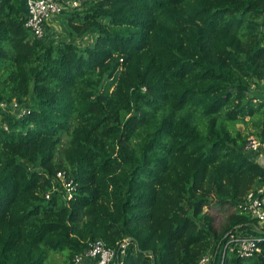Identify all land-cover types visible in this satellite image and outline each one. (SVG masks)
I'll list each match as a JSON object with an SVG mask.
<instances>
[{"label": "trees", "instance_id": "1", "mask_svg": "<svg viewBox=\"0 0 264 264\" xmlns=\"http://www.w3.org/2000/svg\"><path fill=\"white\" fill-rule=\"evenodd\" d=\"M81 1L65 19L95 36L83 49L37 38L25 1L0 0V264H73L96 241L115 264H198L252 227L260 253L224 264H264L256 220L234 212L218 233L206 211L264 186L237 128L264 142V0ZM14 100L30 113L2 109ZM60 170L71 201L46 199ZM130 238L142 252H119Z\"/></svg>", "mask_w": 264, "mask_h": 264}, {"label": "built area", "instance_id": "2", "mask_svg": "<svg viewBox=\"0 0 264 264\" xmlns=\"http://www.w3.org/2000/svg\"><path fill=\"white\" fill-rule=\"evenodd\" d=\"M26 5L28 27L33 34L43 39L47 22L61 15L67 7L80 6L77 1L73 0H24ZM73 8V7H71ZM3 110L16 115L17 118H22L30 113L27 106H24L14 100L12 103H1ZM245 150L256 157V160L264 159V142L260 141L255 136H249ZM78 190L77 182L68 175L64 170L56 173L54 186L51 191L46 194V199L49 200L56 191L62 192L66 201H71ZM235 212L240 215L248 216L256 220L257 224L264 232V186L251 189L242 202L234 208ZM262 238L252 237L243 234L241 231H231L221 241L213 253L204 255L198 264H224L227 255H235L241 259H250L256 253H260L259 243ZM130 244L129 239L124 240L120 246L119 252L125 254V250ZM119 255L115 250L106 247L103 241H96L90 245V248L81 254H78L73 259V264H85L91 261L94 264H114Z\"/></svg>", "mask_w": 264, "mask_h": 264}, {"label": "rangeland", "instance_id": "3", "mask_svg": "<svg viewBox=\"0 0 264 264\" xmlns=\"http://www.w3.org/2000/svg\"><path fill=\"white\" fill-rule=\"evenodd\" d=\"M73 1H77L79 4H82L81 0ZM71 5V7L75 6L73 5V3H71ZM71 7H67L61 15L56 16L47 22L43 39L45 41L55 40L57 42H68L71 40H75V43L83 49L86 46L94 44L95 36L88 35L84 38H79L76 35L70 33V28L67 24V20L65 19V14L69 13L72 10ZM237 128L242 132H245L248 136H256V131L251 127H246V125L244 124L237 125ZM206 211L212 217L213 227L218 233L223 232L225 230L226 226L229 223V218L231 214L235 212L234 208H223L221 206L216 205L209 206ZM250 229L257 231L258 228L252 227ZM258 231L260 230L258 229ZM52 255L53 253L51 252L50 256ZM55 262L58 264H64V257L62 255H53L50 264H55Z\"/></svg>", "mask_w": 264, "mask_h": 264}, {"label": "water", "instance_id": "4", "mask_svg": "<svg viewBox=\"0 0 264 264\" xmlns=\"http://www.w3.org/2000/svg\"><path fill=\"white\" fill-rule=\"evenodd\" d=\"M258 163H259L260 167L264 169V159L259 160ZM129 242H130V243H135L136 246H137V248H138V251H139V252H142V251L140 250V248H139V244L137 243V241H136L134 238H130V239H129ZM149 254L151 255V257H152V259H153V262H154V264H155V254H154V252H153V251H150ZM118 258H119V257H118Z\"/></svg>", "mask_w": 264, "mask_h": 264}, {"label": "crops", "instance_id": "5", "mask_svg": "<svg viewBox=\"0 0 264 264\" xmlns=\"http://www.w3.org/2000/svg\"><path fill=\"white\" fill-rule=\"evenodd\" d=\"M242 233L248 236H252V237H259L262 234L261 231H258V229L257 231L248 229V230L242 231Z\"/></svg>", "mask_w": 264, "mask_h": 264}]
</instances>
